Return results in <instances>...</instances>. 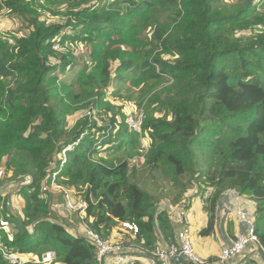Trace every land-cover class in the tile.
<instances>
[{
    "label": "trees",
    "instance_id": "1",
    "mask_svg": "<svg viewBox=\"0 0 264 264\" xmlns=\"http://www.w3.org/2000/svg\"><path fill=\"white\" fill-rule=\"evenodd\" d=\"M223 1L0 0V16L26 25L19 33L0 28V162L7 156L4 178L23 200L21 211L10 196L0 202L9 214L0 222L2 247L24 264H46L48 251L55 253L48 264H99L86 225L150 255L160 237L174 234L162 201L176 208L209 187L200 234L216 233L221 198L234 189L257 202L264 246V0ZM60 35L63 51L54 48ZM76 45L88 47V61L78 63ZM133 101L146 112L166 110L143 122L142 170L155 188L163 182L158 194L139 185L127 157L106 158L139 146L126 122ZM89 108L96 117L71 122ZM54 173L60 186L85 192L83 232L50 214ZM126 220L140 227L127 238ZM0 264H10L2 250Z\"/></svg>",
    "mask_w": 264,
    "mask_h": 264
},
{
    "label": "built area",
    "instance_id": "2",
    "mask_svg": "<svg viewBox=\"0 0 264 264\" xmlns=\"http://www.w3.org/2000/svg\"><path fill=\"white\" fill-rule=\"evenodd\" d=\"M50 15V14H48ZM3 21L0 16V28L2 27ZM12 42V39H10ZM62 36L57 38L54 48L63 51L61 47ZM67 43V42H66ZM127 109V124L130 131H135L141 137L142 148L147 151L149 148V141L143 136V122H144V111L137 108L136 105L129 103L126 106ZM86 115L91 118L96 117L94 110H89ZM71 146L68 147L70 149ZM56 173H54L53 186H57L55 182ZM62 187V186H61ZM66 191V192H65ZM212 188H206L202 197L206 201L212 194ZM64 203L66 204L69 212H78V216L81 220H84L87 214V201L79 198H75V194L71 191L64 190L63 188ZM226 193L235 203V214L236 216L244 221L247 225L246 232L239 234L237 238L230 244L223 247L221 254L218 257V264H230V261L241 254L247 249L250 244H255L258 251L261 254L262 262L264 264V246L260 243L259 236L256 232V220L253 210L245 206L244 196L241 195L234 189H228ZM234 211V210H233ZM176 218L181 224V229L177 233L178 240H171L169 245L158 244L152 250L151 255L158 259L160 264H182L183 257L193 264H208L207 259L202 257L196 250L193 240L191 238V220L190 214L186 209V205L181 203L177 206ZM86 228L87 234L94 240L97 247V260L99 264H135V256L130 259H126L127 247L122 241L109 240L103 238L98 232ZM120 229L123 233L135 235L140 231V227L136 222L132 221H121ZM0 250L3 252V257L10 264H24L26 260L19 254L10 252L6 248L2 247L0 241ZM55 259V253L48 251L42 255L43 263H50Z\"/></svg>",
    "mask_w": 264,
    "mask_h": 264
},
{
    "label": "rangeland",
    "instance_id": "3",
    "mask_svg": "<svg viewBox=\"0 0 264 264\" xmlns=\"http://www.w3.org/2000/svg\"><path fill=\"white\" fill-rule=\"evenodd\" d=\"M238 0H224L223 2L225 4H231V3H235ZM2 16V15H1ZM3 19V24H2V31H7V32H15V33H19L20 31L26 29V25L23 24V21L16 19L14 16L12 15H7L4 17L2 16ZM74 54L76 55L77 59H78V63L82 64L85 61H88L90 58V54H89V50L88 47L85 45H76L74 46ZM127 84H122L120 85V83L117 84L116 87L120 88V93L121 94H127L128 90H127ZM114 87V89L116 88ZM132 92V91H131ZM113 103H117L120 104V99L116 100L114 98H112ZM132 103H135L134 101ZM136 105V103H135ZM143 109V108H142ZM89 109H86L81 115L78 114H74L71 117V122H77L78 118L80 116H82L84 113H87ZM144 110V109H143ZM166 114V110L164 108H160L158 105L151 107L147 112L146 109L144 110V118L145 120H147V118H149L150 116L153 117H162ZM141 144V137L139 140V146L138 145H132L130 147H128V151H121V152H117V153H109L106 155V158L108 160H112L113 162L117 160V158H121V157H127L129 159V164L131 167H136L137 169V179H138V183L142 188H146L149 191H153L154 193H159L160 191L157 190V187H161L163 185V182H160L158 185L155 186L154 181L152 180V178L149 177V172H143V168H144V156L147 153V151H145L143 148V150L141 149L142 144ZM7 156H5L2 160V162H0V196H2V198L0 199L1 204L4 205V203H7L8 197H9V204H11L12 206V210L18 209L21 211V206L23 204V200L22 198L18 199V203L16 202V189L14 187V183L13 184H9L7 183V180L4 178L5 175V165H6V161H7ZM160 185V186H159ZM63 188L64 190H68L71 191L73 194H75V198H79L82 200H85V192L81 191V190H77V189H70V187H61L59 184L56 187H50V192H51V201L49 204V210H50V214L54 215L56 218L62 220L65 222V224L67 226H75L76 228H79L78 230L80 232L82 227H81V219L79 218V216L77 215L78 212H69L68 208L66 206V204L64 203V197H63ZM155 189V190H154ZM66 192V191H65ZM46 198V196L44 197ZM49 202V200H48ZM0 222L5 221L7 218L5 217V215L8 214V212H4V209L2 208V205L0 206ZM88 207V204H87ZM5 208V207H4ZM62 208V209H61ZM64 208V209H63ZM69 212V214H67ZM234 213H235V209H234ZM9 215V214H8ZM236 215V214H235ZM11 228L12 225L10 224ZM84 227V226H83ZM5 231L8 233V236L10 234V229L9 226L6 225V227L4 228ZM193 232L191 234V238L193 240ZM3 239V235L0 233V241ZM114 240V239H113Z\"/></svg>",
    "mask_w": 264,
    "mask_h": 264
},
{
    "label": "crops",
    "instance_id": "4",
    "mask_svg": "<svg viewBox=\"0 0 264 264\" xmlns=\"http://www.w3.org/2000/svg\"><path fill=\"white\" fill-rule=\"evenodd\" d=\"M202 193V192H201ZM199 194H189L185 204L187 206V211L190 214L191 220V231L193 232V243L197 252L207 260L212 258L218 259L219 255L224 246L230 245L239 234L246 232L247 225L244 221L239 219L234 213L235 203L230 198V196L225 193L221 198L219 203V222L216 229V233L211 236H203L200 234V230L207 225L208 212L205 208V201L203 197ZM245 206L249 207L251 210H255L258 205L257 202H254L250 196L244 195ZM162 207L168 208L171 214V221L174 227L173 238L160 237L158 244H163L165 246L169 245L171 239L178 240L177 233L181 229V224L176 218L177 207L174 208L171 205V202L168 200L162 201ZM62 209V208H61ZM64 209V208H63ZM69 214V213H67ZM84 226V225H83ZM85 228V226H84ZM123 233V232H122ZM125 238L129 236L126 233H123ZM115 238V237H114ZM116 239V238H115ZM118 239V238H117ZM124 240V239H123ZM127 253L135 254V260L141 262L142 264H160L157 258L153 255L143 253L140 248L135 245L134 250H129ZM133 256V255H131ZM247 257L253 258L258 262H262L261 254L258 251V248L255 244H250L245 251L239 254L237 257L233 258L230 261V264H240ZM26 260V258H24ZM186 260V258L182 259ZM188 261V260H186ZM210 264H216L210 263Z\"/></svg>",
    "mask_w": 264,
    "mask_h": 264
},
{
    "label": "water",
    "instance_id": "5",
    "mask_svg": "<svg viewBox=\"0 0 264 264\" xmlns=\"http://www.w3.org/2000/svg\"><path fill=\"white\" fill-rule=\"evenodd\" d=\"M183 258H186L185 256Z\"/></svg>",
    "mask_w": 264,
    "mask_h": 264
}]
</instances>
